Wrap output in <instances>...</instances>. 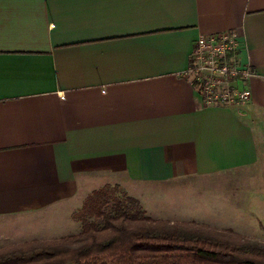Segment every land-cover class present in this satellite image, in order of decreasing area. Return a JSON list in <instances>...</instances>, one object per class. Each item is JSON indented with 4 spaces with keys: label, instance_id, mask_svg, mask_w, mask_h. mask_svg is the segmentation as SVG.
<instances>
[{
    "label": "crops",
    "instance_id": "0c3cea01",
    "mask_svg": "<svg viewBox=\"0 0 264 264\" xmlns=\"http://www.w3.org/2000/svg\"><path fill=\"white\" fill-rule=\"evenodd\" d=\"M228 31L251 98L205 106L184 73L200 36ZM263 164L264 0H0V224L47 220L1 229L0 249L78 234L104 186L186 222L179 183Z\"/></svg>",
    "mask_w": 264,
    "mask_h": 264
},
{
    "label": "trees",
    "instance_id": "16d2710c",
    "mask_svg": "<svg viewBox=\"0 0 264 264\" xmlns=\"http://www.w3.org/2000/svg\"><path fill=\"white\" fill-rule=\"evenodd\" d=\"M78 234L0 249V264H264V243L195 222L155 220L118 186L89 194Z\"/></svg>",
    "mask_w": 264,
    "mask_h": 264
},
{
    "label": "rangeland",
    "instance_id": "374dc122",
    "mask_svg": "<svg viewBox=\"0 0 264 264\" xmlns=\"http://www.w3.org/2000/svg\"><path fill=\"white\" fill-rule=\"evenodd\" d=\"M178 186L180 192L176 191L171 196L184 203L186 210L183 212L187 216H180L177 220L205 224L220 230L230 229L264 243V226L261 224L264 216V164L247 172L186 179ZM80 208L73 211V220ZM20 218L1 222L5 225L0 224V231L3 228L8 231L24 229L29 225L31 228L36 226V230L47 224V220L38 222L32 217H25L27 220ZM7 234L1 237H11L9 232Z\"/></svg>",
    "mask_w": 264,
    "mask_h": 264
},
{
    "label": "built area",
    "instance_id": "2783aa9c",
    "mask_svg": "<svg viewBox=\"0 0 264 264\" xmlns=\"http://www.w3.org/2000/svg\"><path fill=\"white\" fill-rule=\"evenodd\" d=\"M240 37L235 31L200 36L184 73L205 106L245 104L251 98L250 79L256 76L239 60Z\"/></svg>",
    "mask_w": 264,
    "mask_h": 264
}]
</instances>
